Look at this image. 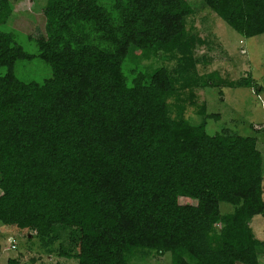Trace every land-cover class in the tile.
Segmentation results:
<instances>
[{"label": "trees", "instance_id": "1", "mask_svg": "<svg viewBox=\"0 0 264 264\" xmlns=\"http://www.w3.org/2000/svg\"><path fill=\"white\" fill-rule=\"evenodd\" d=\"M14 1L0 0V226L47 243L70 229L76 251L60 253L77 264H264L250 225L264 217L257 139L208 133L219 114L195 92L254 79L199 75L186 26L209 9L244 37L262 34L264 0H31L44 17L43 34L27 36L35 52L8 25ZM167 55L172 68L145 62ZM34 58L48 75L22 79L18 61Z\"/></svg>", "mask_w": 264, "mask_h": 264}, {"label": "rangeland", "instance_id": "2", "mask_svg": "<svg viewBox=\"0 0 264 264\" xmlns=\"http://www.w3.org/2000/svg\"><path fill=\"white\" fill-rule=\"evenodd\" d=\"M14 3L15 11L9 18L8 25L17 32L21 41L28 43L25 45L26 49L35 52L34 44L27 36L43 34L44 17L39 6L31 0H16ZM186 26L188 32L200 40L196 41L193 54L195 69L199 75L216 73L217 78L225 81L238 80L249 75L254 79V87L226 86L220 83L196 88L195 92L199 100L206 103L208 113L219 114V118L207 119V132L214 134L231 128L236 129L239 134L255 136L257 147L263 154L264 171V33L244 37L209 9L187 16ZM150 61L170 68L177 64L175 57L169 55L152 57L145 62ZM126 62L127 68L128 62L135 64L132 60ZM17 68L19 76L25 80L40 81L49 73V67L36 58L31 61H18ZM195 111L194 105L187 106L185 110L190 121L197 124L202 118ZM262 185L264 188V174ZM179 202L195 203V200L180 197ZM220 208L227 212L231 205L221 203ZM250 225L255 236L264 244V217L255 215ZM10 238L13 239L14 246L9 243ZM0 244V264H6L9 257L18 258L21 264H77L75 257H66L60 253L62 250H70L71 253L76 251L75 237L70 229L61 231L57 240L47 243L34 231L21 233L0 226ZM261 260L264 262V251ZM169 261L168 254H163L145 258L135 256L132 263L169 264Z\"/></svg>", "mask_w": 264, "mask_h": 264}, {"label": "built area", "instance_id": "3", "mask_svg": "<svg viewBox=\"0 0 264 264\" xmlns=\"http://www.w3.org/2000/svg\"><path fill=\"white\" fill-rule=\"evenodd\" d=\"M9 243H11V246H14V244H13V239H9Z\"/></svg>", "mask_w": 264, "mask_h": 264}, {"label": "clouds", "instance_id": "4", "mask_svg": "<svg viewBox=\"0 0 264 264\" xmlns=\"http://www.w3.org/2000/svg\"><path fill=\"white\" fill-rule=\"evenodd\" d=\"M9 241V240H8Z\"/></svg>", "mask_w": 264, "mask_h": 264}]
</instances>
